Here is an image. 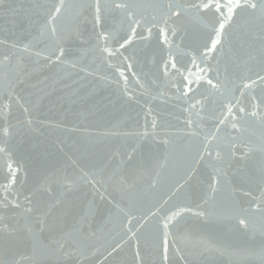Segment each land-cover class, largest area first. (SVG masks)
<instances>
[{
  "label": "water",
  "instance_id": "water-1",
  "mask_svg": "<svg viewBox=\"0 0 264 264\" xmlns=\"http://www.w3.org/2000/svg\"><path fill=\"white\" fill-rule=\"evenodd\" d=\"M248 2L0 0V264H264Z\"/></svg>",
  "mask_w": 264,
  "mask_h": 264
},
{
  "label": "snow or ice",
  "instance_id": "snow-or-ice-1",
  "mask_svg": "<svg viewBox=\"0 0 264 264\" xmlns=\"http://www.w3.org/2000/svg\"><path fill=\"white\" fill-rule=\"evenodd\" d=\"M231 4H232V0H229V5H231ZM242 6L243 7L252 8V9H254L256 7V5L254 3H249L248 0H245V4L244 5H241L239 3H237L235 5V7H237V8L238 7H242ZM115 7L120 8V7H124V5H122V4H116ZM202 7L205 8V9H207L209 7H212V5L211 4H204ZM215 7H216V9H221L223 7V5H221L219 3H216L215 4ZM57 11H59V9H57ZM229 11L230 12L232 11V7L231 6L229 7ZM223 26H224L223 24L220 25L221 28H223ZM217 43H218L217 40H213L212 41V47H215ZM209 83H211V81H209ZM241 111H243V109H241ZM243 223H244V221H241V224H243Z\"/></svg>",
  "mask_w": 264,
  "mask_h": 264
}]
</instances>
